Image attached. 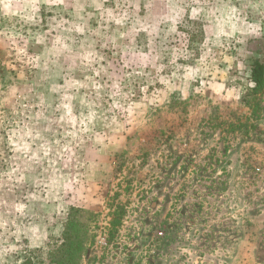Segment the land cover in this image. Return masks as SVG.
<instances>
[{"label":"rangeland","instance_id":"1","mask_svg":"<svg viewBox=\"0 0 264 264\" xmlns=\"http://www.w3.org/2000/svg\"><path fill=\"white\" fill-rule=\"evenodd\" d=\"M258 53L264 0H0V264L72 208L80 264H264Z\"/></svg>","mask_w":264,"mask_h":264},{"label":"trees","instance_id":"2","mask_svg":"<svg viewBox=\"0 0 264 264\" xmlns=\"http://www.w3.org/2000/svg\"><path fill=\"white\" fill-rule=\"evenodd\" d=\"M250 81L252 85L249 91L252 95L264 89V59L260 53L251 59ZM245 104L248 105L247 102ZM80 213V210L72 208L68 215L63 243L54 253L55 264H80L88 249L91 237L89 228L86 229L85 223L81 220Z\"/></svg>","mask_w":264,"mask_h":264}]
</instances>
